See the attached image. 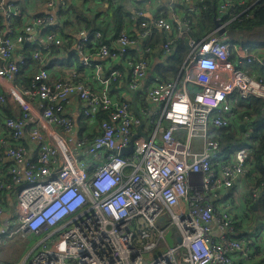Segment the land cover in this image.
<instances>
[{
	"label": "built area",
	"instance_id": "1",
	"mask_svg": "<svg viewBox=\"0 0 264 264\" xmlns=\"http://www.w3.org/2000/svg\"><path fill=\"white\" fill-rule=\"evenodd\" d=\"M42 1L45 12L30 13L35 0L26 10L0 0V246L38 237L19 264L264 261V222L250 213L261 193L249 186L258 118L240 107L264 101V45L227 34L242 15L233 0L219 2L220 27L189 40L174 78L148 74L156 57L167 63L173 36L192 34L195 0L152 22L137 9L116 38L85 26L71 43L62 35L66 0ZM155 27L165 43L153 44ZM142 119L144 135L133 140ZM227 128L245 144L227 149L219 138Z\"/></svg>",
	"mask_w": 264,
	"mask_h": 264
},
{
	"label": "trees",
	"instance_id": "2",
	"mask_svg": "<svg viewBox=\"0 0 264 264\" xmlns=\"http://www.w3.org/2000/svg\"><path fill=\"white\" fill-rule=\"evenodd\" d=\"M199 5L198 12H189L187 19L192 21L190 28L192 30V34L185 33L183 36H173V44H172V53L167 56L166 64L160 65L156 64L154 66V70L156 73L162 75L164 78H174L177 76L180 71L182 62L186 55L189 53V40L194 37L197 40H201L211 34L215 29V20L219 17V2L220 0H195ZM14 3L17 4L13 0ZM26 2V0H25ZM235 3L236 12L242 14L239 18L231 21L226 26L227 34L232 36V40L234 43L238 44H249L244 40L243 35H248L252 33L255 28L264 27V0H247L243 4H238L237 0H233ZM73 11L71 9V14L69 17L65 14H68V10L63 12L62 18H65V31L62 32L64 40L68 43H71V35L70 33L79 31L83 27H87L90 29H98L103 32L105 36H108V28L111 26L113 28L112 38H116L123 29L128 26L131 22L129 20L130 13L124 9L122 4H116L113 7L111 13V19L100 21L99 15H95L96 18L94 23L84 16L83 14H72ZM76 18L74 19L72 18ZM229 20V17H225L223 21ZM3 17L0 15V23H2ZM154 35L156 39H153V44L155 43H165L167 38L158 28H154ZM243 34V35H242ZM114 35V36H113ZM173 35V34H171ZM154 36V38H155ZM114 40V39H113ZM65 43V45H69ZM247 107L244 109L245 113H248L258 120L255 123V129L252 131L251 136L253 140H257L258 144L254 147H257L254 152V159L257 166V170L253 175L255 179V183H250L251 189H261V193L258 197L259 205L255 210V202L250 208V213L254 215L256 212L262 208L264 212V164L262 162V156L264 154V116H261V109L264 108V101L262 100H254L251 104L240 103V107ZM2 110L7 113H11L10 107L8 105H2ZM238 134L230 128L222 129L220 131V142L226 146L227 149L233 148V143L237 142V147L245 144L244 140H240L237 136ZM256 216V215H255ZM259 218L258 216H256ZM257 264H264V261L259 262Z\"/></svg>",
	"mask_w": 264,
	"mask_h": 264
},
{
	"label": "crops",
	"instance_id": "3",
	"mask_svg": "<svg viewBox=\"0 0 264 264\" xmlns=\"http://www.w3.org/2000/svg\"><path fill=\"white\" fill-rule=\"evenodd\" d=\"M17 2L18 7L22 10H26V2L25 0H14ZM67 3V10L68 14H71V9L73 11L72 14H83L84 16L88 17L92 24L97 15L100 14H111L113 7L116 4H122L124 9L127 10L129 13L134 12L137 9H142L145 14V18L152 22L158 16H162L164 18H172L174 14H184L185 8L188 6L183 1L177 0V3L173 4L170 0H66ZM183 3V6H182ZM192 3V2H189ZM45 4L42 0H35L33 8L31 9L30 13L34 12H45ZM68 15V17H69ZM96 15V16H95ZM184 18L183 16L181 17ZM74 21L76 18H72ZM100 20V19H99ZM101 21V20H100ZM181 31L187 32V30L181 29ZM113 33V28L109 26L108 28V36H111ZM177 33V32H174ZM114 36V35H113ZM155 36V35H154ZM153 39H156V36ZM250 37L251 33L249 34ZM162 44V43H156ZM260 44H264L261 42ZM166 58H164L165 61ZM163 58L156 57L154 63H152L151 68L149 70V77L153 76L156 72H153V68L156 64L162 65ZM12 112V110L10 109Z\"/></svg>",
	"mask_w": 264,
	"mask_h": 264
},
{
	"label": "rangeland",
	"instance_id": "4",
	"mask_svg": "<svg viewBox=\"0 0 264 264\" xmlns=\"http://www.w3.org/2000/svg\"><path fill=\"white\" fill-rule=\"evenodd\" d=\"M243 35V34H242ZM246 43H249L253 47L261 48V42L264 43V27L255 28L251 36L243 35ZM245 66V65H244ZM243 66V67H244ZM237 190V189H236ZM235 190V191H236ZM237 194V200L240 199L239 192ZM261 221L264 222V212L262 208L255 214ZM38 237L31 235L16 234L6 239L4 244L0 246V260L6 261L10 264H19L24 261V259L29 255V252L36 245ZM1 245V244H0ZM161 249H157L148 254L149 258H155L161 253Z\"/></svg>",
	"mask_w": 264,
	"mask_h": 264
},
{
	"label": "water",
	"instance_id": "5",
	"mask_svg": "<svg viewBox=\"0 0 264 264\" xmlns=\"http://www.w3.org/2000/svg\"><path fill=\"white\" fill-rule=\"evenodd\" d=\"M220 23H219V21L218 20H215V27H220ZM219 33L220 34H224L225 33V29L224 28H220L219 29ZM131 93H132V96H133V98H132V104H133V108H134V112L137 114V115H139L140 114V112H139V110H138V108H137V105H136V100H135V92L134 91H131ZM143 126H144V120L142 119V122H141V124H140V126L138 127V133L136 134V135H134V137H133V140L135 139V138H137L139 135H144V133H143ZM242 127V129H244V126H241ZM132 151V146H130V147H128V148H124L123 150H122V154L123 155H125V154H129L130 152ZM259 205V202H257L256 204H255V207H254V209L256 210L257 209V206ZM166 239H167V241L169 242V244L172 246L173 245V241H172V239H171V232H168L167 233V235H166Z\"/></svg>",
	"mask_w": 264,
	"mask_h": 264
},
{
	"label": "clouds",
	"instance_id": "6",
	"mask_svg": "<svg viewBox=\"0 0 264 264\" xmlns=\"http://www.w3.org/2000/svg\"><path fill=\"white\" fill-rule=\"evenodd\" d=\"M262 46V45H261Z\"/></svg>",
	"mask_w": 264,
	"mask_h": 264
}]
</instances>
